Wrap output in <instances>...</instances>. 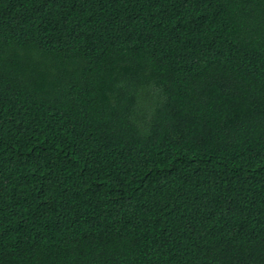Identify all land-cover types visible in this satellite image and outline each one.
<instances>
[{"label": "trees", "instance_id": "obj_1", "mask_svg": "<svg viewBox=\"0 0 264 264\" xmlns=\"http://www.w3.org/2000/svg\"><path fill=\"white\" fill-rule=\"evenodd\" d=\"M0 264H264V0H0Z\"/></svg>", "mask_w": 264, "mask_h": 264}]
</instances>
